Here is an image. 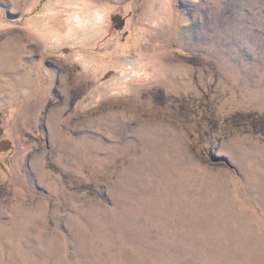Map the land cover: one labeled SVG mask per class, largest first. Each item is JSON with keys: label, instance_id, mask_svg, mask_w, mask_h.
Masks as SVG:
<instances>
[{"label": "rangeland", "instance_id": "374dc122", "mask_svg": "<svg viewBox=\"0 0 264 264\" xmlns=\"http://www.w3.org/2000/svg\"><path fill=\"white\" fill-rule=\"evenodd\" d=\"M0 264H264V0H0Z\"/></svg>", "mask_w": 264, "mask_h": 264}, {"label": "bare ground", "instance_id": "6f19581e", "mask_svg": "<svg viewBox=\"0 0 264 264\" xmlns=\"http://www.w3.org/2000/svg\"><path fill=\"white\" fill-rule=\"evenodd\" d=\"M98 19H100V18H98ZM97 23H98V21H95V22H94V24H97ZM94 24H92V25H94ZM24 46H25V43H23V44L21 45V47H18L19 49L17 48V50H18V51H17L18 55H20V54H19L20 52H23V53L25 52V48H24ZM33 51H34V49H33L32 47H30V49H29V54H32Z\"/></svg>", "mask_w": 264, "mask_h": 264}]
</instances>
